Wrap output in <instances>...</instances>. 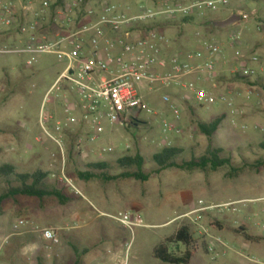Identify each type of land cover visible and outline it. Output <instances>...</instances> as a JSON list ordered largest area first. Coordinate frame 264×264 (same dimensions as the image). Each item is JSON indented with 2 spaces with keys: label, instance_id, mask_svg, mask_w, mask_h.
I'll return each mask as SVG.
<instances>
[{
  "label": "rangeland",
  "instance_id": "1",
  "mask_svg": "<svg viewBox=\"0 0 264 264\" xmlns=\"http://www.w3.org/2000/svg\"><path fill=\"white\" fill-rule=\"evenodd\" d=\"M14 1V23L18 25L28 24L41 10L39 0ZM102 1L84 0L82 10ZM161 1L165 0H130V5L134 4L137 12L141 4ZM113 3L127 5L125 0ZM238 7L250 15L245 27L241 21L225 29L207 25L211 19H227L228 11ZM59 10L54 17L57 23L61 22ZM224 11L221 18L225 19L219 20L218 13L204 10L195 23L166 26L164 31L170 53L183 60L195 52L206 54L208 44H218L223 50L216 78L208 81L209 86L200 85L216 97L226 95L233 106L218 101L209 109H200L193 103L180 105L183 133L169 136L173 146L184 150L178 163L202 157L209 147L223 149L222 156L231 159V166L217 171L168 169L158 175L153 173L157 166L151 157L165 147L158 144L165 138L161 123L174 120L161 97L175 90L150 92L146 84L139 86L140 96L157 116L140 113L141 123L131 129L121 123L111 127L103 121L100 139L85 142L81 148L77 145L83 132L73 126L64 131L61 150L48 133L58 136L56 122L67 117L63 112L66 95L64 91H53L48 97L47 94L66 63L53 55H39L32 66H27L29 55L0 56V166L13 165L19 173L46 171L48 184L77 197L65 205L54 199L40 202L25 196L7 201L0 215V264H165L153 256V250L183 225L190 227L197 243L192 264H264V240L248 242L232 231L242 226L253 236L264 233V168H252L263 158L259 144L264 141V0L233 1ZM83 22L90 24L91 20L84 18ZM7 29H12V25ZM235 32H241V39L231 43L229 37ZM4 34L0 35V45L9 47L19 46L28 38L21 31ZM253 57H258L259 62H251ZM241 62L256 67V78H243L235 72ZM73 114L79 117L78 112ZM221 114L227 117L211 139L199 132V123L210 122ZM109 147L113 150L100 153ZM135 154L145 158L143 172L152 174L146 182L123 178L83 180L78 176L89 163ZM232 167L241 170L234 173ZM62 170L81 196L61 182ZM124 171L113 166L109 175ZM4 189L6 184L0 180V192ZM200 207L214 209L192 214ZM119 212L138 215L144 226L129 231L108 217ZM220 214L225 216L222 230L212 227ZM196 217L202 219L203 228L195 226ZM18 220L25 224L15 229ZM46 227L58 229L60 244L46 248L34 233L35 229ZM27 238L31 241L23 244Z\"/></svg>",
  "mask_w": 264,
  "mask_h": 264
},
{
  "label": "built area",
  "instance_id": "2",
  "mask_svg": "<svg viewBox=\"0 0 264 264\" xmlns=\"http://www.w3.org/2000/svg\"><path fill=\"white\" fill-rule=\"evenodd\" d=\"M233 1L240 3L247 0H165L151 5L141 4L135 13L129 12L130 0H125V7L113 3V0H103L96 6L85 8L82 17L74 18L76 12L82 10L84 0H66L57 12L62 25L49 36L46 32L39 33V17L49 8L50 0H39L40 12L34 14L31 22L20 26L21 33L28 36L27 40L14 47L0 45V56L29 55L31 58L27 60V66H32L39 55H53L66 63V68L47 94L48 97L53 91H64L66 95L63 112L67 117L56 122L57 137L48 133L61 150L63 133L73 126H79L83 132L77 145L81 148L85 142L95 143L100 139L104 133L103 121L111 127L120 123L126 126L134 118L140 119V113L157 116L158 113L149 108L140 96L139 86L142 84H146L150 92L174 89L181 94H163L161 97L173 113L174 120H163L161 132L165 138L158 144L171 146L169 136L183 133V109L180 105L193 103L200 109H209L218 101L228 107L233 106L226 95L216 97L199 84V81L216 78V67L223 50L218 44H208L206 54H188L187 60L174 53L166 56L169 41L164 31L143 30L139 26L197 15L204 10L220 13L230 8ZM12 6L4 5L0 0V13L6 16L0 18V31L15 22ZM234 13L241 17L245 27L250 15L240 7ZM84 18L90 19L91 23L83 22ZM229 39L231 43L239 41L241 32L233 33ZM251 62L258 63V57H253ZM235 72L243 78H256L258 75L256 67L246 62H241ZM74 112H78L79 117ZM112 150L111 147L103 148L100 153ZM60 180L70 192L81 196L64 170ZM213 209L200 207L192 214ZM108 217L129 231L144 226L138 215L129 212ZM24 224L25 221L18 220L15 229ZM34 233L40 236L46 248L60 244L56 228H37ZM208 251L213 252V249L208 248Z\"/></svg>",
  "mask_w": 264,
  "mask_h": 264
},
{
  "label": "trees",
  "instance_id": "3",
  "mask_svg": "<svg viewBox=\"0 0 264 264\" xmlns=\"http://www.w3.org/2000/svg\"><path fill=\"white\" fill-rule=\"evenodd\" d=\"M65 4V0H50L49 8L40 15L39 21L41 23V29L39 33L46 32L47 35L52 36L54 34L55 28H60L61 23L54 21L56 17V11L58 8H62ZM96 5H98L96 3ZM41 7V4L39 3ZM83 10H81L82 12ZM208 14H213L207 11ZM84 14L81 13V17ZM197 15H192L188 17L161 20L155 23L142 24L139 28L143 30L159 29L165 31L166 26H180L185 24H193L197 19ZM50 17L48 20L47 18ZM217 20L207 21V25L216 28L213 23ZM20 26L16 22H13L12 29L8 31H0V35L10 31H20ZM13 34V33H12ZM12 34L5 35L10 37ZM3 35V36H4ZM5 38V37H3ZM26 40V39H25ZM226 114H221L211 120L210 122H202L198 124L199 132L211 139L213 135L219 130L222 122L226 119ZM141 123V120L134 118L126 124L128 129L134 128ZM137 124V125H136ZM259 148L263 151V158L258 160L252 165L255 170H260L264 168V141L259 144ZM184 150L171 146L163 147L158 153L151 157L153 163L156 164L157 169L153 172L154 174H160L162 171L168 169H179L186 170L188 172L202 171L205 172L208 169L212 171H217L224 167L231 166V159L222 156L223 149H214L209 147L206 154L200 158H191L188 161L182 160L178 163V158L183 154ZM145 163V158L140 154L135 155H125L115 161H99L94 163H89L86 165L87 170L85 172L78 173V176L83 180L91 179H101L103 181L117 180L119 178L123 179H134L141 182H146L149 180L152 174L144 173L143 166ZM113 166H117L125 171L117 176L109 175V171ZM241 169L233 168L232 172L237 173ZM48 173L43 170H37L33 173H19L13 165L2 164L0 166V180L6 184V189L0 192V215L3 213V206L9 200H17L18 197H30L36 198L40 202L45 200L54 199L57 200L61 205H65L71 200L76 199V196L68 195L64 192V189L58 188L55 185L47 183ZM212 227H217V229L222 230L223 228L218 225H212ZM236 234L243 236V238L248 242L259 243L264 240L262 237L253 236L247 232L244 227H239L237 229H232ZM31 241V238L24 239L23 244H27ZM196 240L191 232L188 225H183L178 228V230L170 237L166 238L163 242L158 244L153 250V256L159 261L165 264H191L194 258L197 248ZM183 246V251L179 249ZM204 246H206L204 244ZM77 251L76 248H74ZM87 251H84L86 253Z\"/></svg>",
  "mask_w": 264,
  "mask_h": 264
},
{
  "label": "crops",
  "instance_id": "4",
  "mask_svg": "<svg viewBox=\"0 0 264 264\" xmlns=\"http://www.w3.org/2000/svg\"><path fill=\"white\" fill-rule=\"evenodd\" d=\"M2 3L4 4V5H6V3H8V5L9 4H16V1H14V0H2ZM93 6H96V4H93ZM135 9H134V4H132L131 3V5H130V7H129V12H131V13H135L136 11H134ZM236 11V8L235 9H230L229 11H228V15L225 17V18H228V17H230L231 15H233L234 14V12ZM227 12V11H226ZM81 11L80 10H78L77 12H76V16L77 17H81ZM223 14H225V11H221L220 13H218V16H219V20H222V19H225V18H221V16L223 15ZM3 31H8L9 29H7L6 27L5 28H3L2 29ZM170 52H171V48L169 47L168 48V50L165 52V55L166 56H168L169 54H170ZM191 79H194L195 80V77H192ZM199 84H201V85H204V86H209V82L208 81H199ZM176 93V91H174V94ZM183 125H184V122H183ZM262 199H264V198H261V200ZM197 210V209H196ZM195 211V210H194ZM204 212H206V211H204ZM206 214H210V213H206ZM224 218H225V216L223 215V214H220V217H219V219L217 220V222H216V225H218V226H220V227H224L223 226V220H224ZM194 220H197L198 222H197V224L195 225V226H199L200 228L202 227L203 228V226H202V219H200L199 217H196ZM194 220H193V223H194ZM256 226H258L257 224H256ZM46 228H48V227H46ZM263 230H264V227H263ZM264 232V231H263ZM201 233V232H200ZM202 234V233H201ZM256 236H258V237H262V238H264V233L263 234H256ZM60 237V236H59ZM201 239H202V241H204V244H205V239H204V237L203 236H201L200 237ZM179 249H180V247H179ZM184 250V249H183ZM183 250H181V251H183ZM68 254V257L70 258L71 257V253L70 252H68L67 253ZM193 260V259H192ZM79 262V261H78ZM80 264V263H79ZM191 264H192V262H191Z\"/></svg>",
  "mask_w": 264,
  "mask_h": 264
},
{
  "label": "water",
  "instance_id": "5",
  "mask_svg": "<svg viewBox=\"0 0 264 264\" xmlns=\"http://www.w3.org/2000/svg\"><path fill=\"white\" fill-rule=\"evenodd\" d=\"M241 21V17L238 14H233L225 20L215 21L213 25L219 29H225ZM137 125V124H136Z\"/></svg>",
  "mask_w": 264,
  "mask_h": 264
}]
</instances>
